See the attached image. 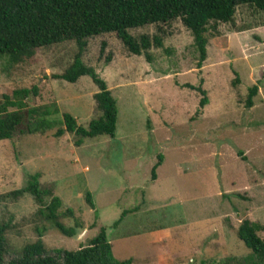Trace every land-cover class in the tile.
<instances>
[{
  "label": "rangeland",
  "instance_id": "obj_1",
  "mask_svg": "<svg viewBox=\"0 0 264 264\" xmlns=\"http://www.w3.org/2000/svg\"><path fill=\"white\" fill-rule=\"evenodd\" d=\"M216 30L206 34L199 71L190 34L179 20L128 30L134 38L161 37L162 47L148 51L150 62L128 53L113 33L87 39L82 62L106 82L116 102L114 137L74 147L71 135L52 136L57 124L43 135L0 141V196L39 173L61 210H72L82 224L72 238L46 224L41 240L48 255L85 246L99 228L112 257L132 264H233L227 259L247 253L235 235L242 220L259 223L263 231L257 236L264 241V15L238 6L232 23ZM75 53L73 42H62L16 65L0 58V105L5 96L16 101L12 92L34 88L21 110H57L50 117L54 122L67 113L86 127L98 116L94 85L88 77L74 84L52 79ZM200 79L208 102L195 114L200 96L182 86H197ZM251 85L258 92L244 109ZM158 155L161 164L151 181ZM85 191L93 210L83 200ZM135 206L137 212L112 227L123 210ZM35 209L28 195L0 200V220L13 217L5 262L35 241ZM73 218L60 221L72 227Z\"/></svg>",
  "mask_w": 264,
  "mask_h": 264
},
{
  "label": "trees",
  "instance_id": "obj_2",
  "mask_svg": "<svg viewBox=\"0 0 264 264\" xmlns=\"http://www.w3.org/2000/svg\"><path fill=\"white\" fill-rule=\"evenodd\" d=\"M238 6H247L264 15V0H0V58H6L10 64L16 65L25 60L30 61L39 49L73 42L76 53L71 64L61 74L53 75L52 79L74 84L80 77H88L96 89L92 101L93 110L98 114L84 128L77 125L67 113H62L61 120L56 123L50 117L57 110H21L22 101L30 94L35 96L36 90L20 89L12 92L15 102L11 103L5 96L4 103L0 105V141H10L25 135H43L57 124L59 127L52 136L60 138L64 134L71 135L74 147H80L84 140L96 137L112 139L117 115L116 102L106 82L92 67L82 62L86 40L113 33L128 53L143 56L146 62H150L148 51L151 47H162L161 37L141 35L134 38L128 34V30L179 20L190 34L197 55L196 69L199 71L206 57V34H217L218 24L232 23ZM108 62L106 58L105 63ZM201 85L200 79L197 86H182L200 96L195 114L208 102ZM257 92L256 85L246 89L244 109L253 106ZM9 107H16L17 110L8 111ZM160 164L161 156L158 155L150 169L151 181H154L155 170ZM39 180V173L28 174L20 189L0 196V200H16L28 195L36 207L32 216L35 241L24 245L15 258L6 262L5 257L10 250L6 236L13 229V217L0 220V264H132L131 259L115 260L112 257L103 228H99L85 246L75 251L54 250V256L48 255L41 240L46 224L66 238L74 237L76 229H81L82 224L73 218L72 210H61V202L53 188L41 184ZM83 200L90 210L94 209L89 192L83 193ZM138 209L135 206L123 210L112 227ZM62 218H73V226L65 227L60 221ZM260 231H263V227L259 223L242 220L235 235L247 253L241 258H228L227 261L233 264H264V241L257 236Z\"/></svg>",
  "mask_w": 264,
  "mask_h": 264
}]
</instances>
